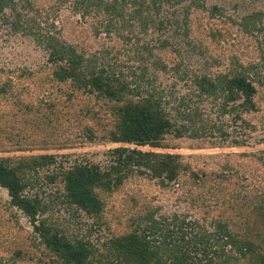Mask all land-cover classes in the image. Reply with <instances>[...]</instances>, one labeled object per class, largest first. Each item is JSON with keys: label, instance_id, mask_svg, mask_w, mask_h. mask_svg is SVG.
Returning a JSON list of instances; mask_svg holds the SVG:
<instances>
[{"label": "trees", "instance_id": "1", "mask_svg": "<svg viewBox=\"0 0 264 264\" xmlns=\"http://www.w3.org/2000/svg\"><path fill=\"white\" fill-rule=\"evenodd\" d=\"M207 1L71 0L74 13L84 19L95 17L92 32L96 36L114 33L128 45L123 54L130 61H120L110 47L90 51L63 40L59 31L37 32L34 17L24 18L33 9V0H0V15L6 10L13 15L11 20L4 17L12 30L32 35L46 51L49 72L41 76L40 84L54 89L34 104L12 90L11 79L0 82V151L60 149L98 141L135 145L108 149L105 164L88 160L71 164L56 153L0 155V186L8 193L9 204L26 215L33 228L28 245L13 241L5 249L9 260L37 264H264V187L241 191L243 180L234 181L230 173L193 169L179 154L138 148H167L170 137L204 135L207 128L198 104L204 98L214 102L219 117L239 121L242 129L255 128L243 114L256 109L258 87L264 90V38L257 35L264 30V11H248L234 19L225 14L222 5L208 7ZM199 12L219 22L209 25L201 16H194ZM195 29L206 31L216 46L233 42L238 34L254 37L255 56L250 55L253 45L248 41L245 47L250 59L243 63L236 55H221L228 59L226 72L189 69L183 65L181 53L187 48L202 53L193 41ZM212 60L218 63V58ZM169 69L188 87L186 92L178 94L174 84L165 85L159 78L160 71ZM5 99L11 100L8 111L2 106ZM216 129L220 140L229 139V132ZM234 142L241 145L244 141ZM244 153L230 157L244 159ZM136 176L149 177L161 189H174L173 183H180L177 189L184 191L181 201L187 199L188 209L201 218L210 217L212 229L184 212L159 215V206L150 202L151 197L123 189ZM41 177L48 186H58L49 199L27 192ZM209 188L217 198L213 204V195H203ZM114 191L123 194V207L130 215L123 230H112L100 247L84 237L69 238L56 221L44 215L49 206L63 204L75 212L83 211L93 221L91 229L102 223L110 230L104 213Z\"/></svg>", "mask_w": 264, "mask_h": 264}, {"label": "rangeland", "instance_id": "2", "mask_svg": "<svg viewBox=\"0 0 264 264\" xmlns=\"http://www.w3.org/2000/svg\"><path fill=\"white\" fill-rule=\"evenodd\" d=\"M34 6L32 10H27L25 17H34L39 27L37 32L42 33L46 30L59 31V36L68 42L84 46L90 51L95 49H104L110 47L113 49V54L118 55L120 61H130L124 56L128 45L122 44L123 41L117 38L114 33L105 35L101 33L96 36L92 32V22L95 21V17L82 18L79 14L74 13L71 10L70 3H61L60 0H33ZM19 4V2H17ZM208 7L214 4H220L225 8V14L232 16L234 19H238L241 15L252 10L264 11V0H208ZM237 3L235 10L232 5ZM6 14L0 15V82L5 79L12 80V90H17L25 97L24 101H30L37 104L38 99L43 95H48L54 92V89L47 87L43 88L40 84L41 76L46 75L48 70V64L46 62V51L36 42L32 35L24 34L21 31H13L10 23L4 20L8 18L13 19V15L10 10H6ZM195 13L194 16H201L202 21H208L207 24L216 26V19H210L202 14ZM224 20V18L219 19ZM219 22V21H218ZM264 23V19H263ZM53 24V29L50 25ZM219 24V23H218ZM197 23L194 25L196 26ZM234 32L235 29L232 28ZM193 30V41L197 42V49H200L202 53H196L193 51L184 50L181 53L183 65L189 69H197L207 73L216 74L218 72H226L229 64L228 59L221 55H236L240 58L241 63L245 61L247 56L246 43L249 41L253 48L251 50V57L255 56V38L250 36L239 34L234 37L233 42L231 40L222 43V46H216L214 42L207 37L206 31L201 33ZM258 37L263 33H258ZM143 37V36H142ZM202 41V45L199 46L198 42ZM180 45H184L181 43ZM199 47V48H198ZM120 53V54H118ZM204 53V54H203ZM219 56H221L219 58ZM212 57L218 58L215 64ZM254 58V57H253ZM131 63V62H129ZM215 64V65H214ZM200 67V68H198ZM159 78L165 83V85L174 84V88L177 93L186 92L188 87H184L181 80L177 78V73H174L172 69L166 72L160 71L158 73ZM169 87V86H168ZM191 89L194 88L191 86ZM52 89V91H51ZM256 103V109L249 113L243 114L250 123H253L254 127L242 129L240 128V122L234 123L228 116L219 117L217 108L214 106V102L211 99L204 98L199 101V108L202 109V117L204 118L206 133L199 137H192L189 133L182 137H170V146L167 148H155L148 145L138 146L143 151H167L179 154L185 161H189L192 164L193 169L200 168L206 172L214 171L217 173H223L225 175L232 174L234 181H241L242 185L239 186L241 191H250L253 188L264 187V90L262 87H258V92L254 97ZM1 103V102H0ZM11 100L2 101V106L6 111L10 110ZM218 106V105H217ZM221 127L223 130L229 132V139L226 141L220 140L217 129L214 130L210 127ZM215 131L212 136L210 133ZM251 131V132H250ZM239 139L244 141L243 144H235V140ZM135 146L134 144H123L113 142H84L82 144H73L64 148H48V149H28L17 150L14 152H2L0 155H36L41 153H56L58 156H65V159L71 164L75 161H92L105 164L107 161L108 153H105L108 149L116 146ZM244 153V159L237 157L235 160L231 159L230 155H236ZM257 162L262 165H257ZM69 163L64 162L67 166ZM243 164L246 166L244 167ZM233 171L228 172V167ZM41 176V175H40ZM237 178V179H236ZM44 179L41 177L38 183H34V186H28L27 192L32 195H38L41 199H49V195L53 197V194L57 190V185L50 187ZM174 189H161L156 185L155 181L149 177H137L135 180L126 184L124 190L136 192L142 197L150 198V202L154 206H159V215H171L173 213H186L189 218L202 220L204 227L211 230L212 226L210 217L207 219L201 218V214L189 210L187 207L188 200L185 202L183 199L184 191L177 189L180 183H173ZM212 190L206 189L203 195L211 196V204L217 200L215 194H211ZM221 195V193H219ZM123 194L118 191H114L109 197V203L106 205L105 218L110 221V230L100 223L93 225V221L81 210L75 212L73 208L66 207L63 204H54L48 207V211L44 214L46 217H51L57 223V227L65 233L69 238L84 237L89 239L92 243L99 247L102 245V241L109 236L112 230L122 231L126 226V218L130 215V211L123 207L122 197ZM181 197V198H180ZM10 197L6 189L0 186V264H37L34 262L18 261L12 262L7 257V247L11 245L13 241H20L28 245L30 236L33 235L32 225L30 224L28 217L21 211L14 208L9 204ZM74 207V206H73ZM215 216V213L209 214ZM117 232V231H116ZM6 256V258H5Z\"/></svg>", "mask_w": 264, "mask_h": 264}]
</instances>
